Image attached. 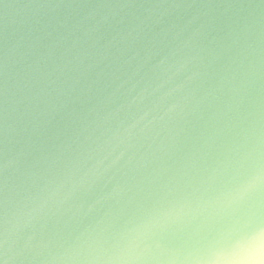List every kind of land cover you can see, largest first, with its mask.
Listing matches in <instances>:
<instances>
[{
    "label": "water",
    "instance_id": "1",
    "mask_svg": "<svg viewBox=\"0 0 264 264\" xmlns=\"http://www.w3.org/2000/svg\"><path fill=\"white\" fill-rule=\"evenodd\" d=\"M262 147L264 0H0L3 264H165L145 216Z\"/></svg>",
    "mask_w": 264,
    "mask_h": 264
},
{
    "label": "snow or ice",
    "instance_id": "2",
    "mask_svg": "<svg viewBox=\"0 0 264 264\" xmlns=\"http://www.w3.org/2000/svg\"><path fill=\"white\" fill-rule=\"evenodd\" d=\"M205 184L206 195L194 207L162 205L134 230L137 238L155 236L157 247L165 250L147 259L165 264H264V147L255 158L242 157L226 176L213 171Z\"/></svg>",
    "mask_w": 264,
    "mask_h": 264
}]
</instances>
